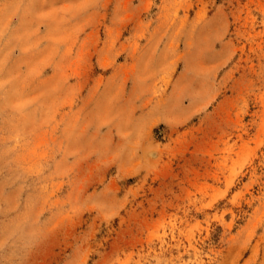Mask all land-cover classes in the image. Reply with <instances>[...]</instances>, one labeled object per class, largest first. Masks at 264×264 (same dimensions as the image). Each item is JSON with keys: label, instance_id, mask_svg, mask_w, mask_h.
<instances>
[{"label": "rangeland", "instance_id": "374dc122", "mask_svg": "<svg viewBox=\"0 0 264 264\" xmlns=\"http://www.w3.org/2000/svg\"><path fill=\"white\" fill-rule=\"evenodd\" d=\"M0 264H264V0H0Z\"/></svg>", "mask_w": 264, "mask_h": 264}]
</instances>
